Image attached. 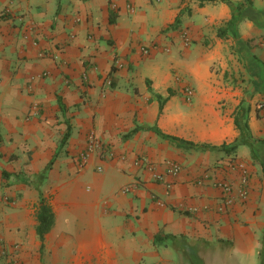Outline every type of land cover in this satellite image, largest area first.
<instances>
[{
	"label": "crops",
	"instance_id": "crops-1",
	"mask_svg": "<svg viewBox=\"0 0 264 264\" xmlns=\"http://www.w3.org/2000/svg\"><path fill=\"white\" fill-rule=\"evenodd\" d=\"M230 1L0 0V264H264V0Z\"/></svg>",
	"mask_w": 264,
	"mask_h": 264
},
{
	"label": "trees",
	"instance_id": "trees-1",
	"mask_svg": "<svg viewBox=\"0 0 264 264\" xmlns=\"http://www.w3.org/2000/svg\"><path fill=\"white\" fill-rule=\"evenodd\" d=\"M199 3H204V2H214V1H223L225 3L230 4V0H198ZM250 0H244L243 2H249ZM115 17V12L109 9L108 11V21L113 22ZM247 110L246 108H243L242 106L238 107L235 115H234V124L236 128L239 131V136L240 137H247L250 138V134L248 132V125H247ZM67 131L63 134L60 144H62L65 139L67 138ZM240 142L244 143L245 140H241ZM189 145H192V143H188ZM236 143H231L230 145L226 144H221L219 146H210V149L213 150H228V149H233L235 147ZM201 148H208V146H202ZM55 155V154H54ZM52 157L47 165L38 173L34 174L32 177V180L35 181V187L38 190V206H37V211H36V234L40 238V240L43 239L44 234L51 228L53 224V212L49 206V204L46 201L45 196L43 195L41 189H40V184L46 177V170L50 167L51 162L53 161ZM159 236V234H156V238Z\"/></svg>",
	"mask_w": 264,
	"mask_h": 264
},
{
	"label": "built area",
	"instance_id": "built-area-1",
	"mask_svg": "<svg viewBox=\"0 0 264 264\" xmlns=\"http://www.w3.org/2000/svg\"><path fill=\"white\" fill-rule=\"evenodd\" d=\"M141 51L145 53L147 52V49L145 47H142ZM181 93H182L184 100L190 101L194 95V89L189 83L183 82L181 84ZM99 145H100V141L95 137L93 133H90L88 135V140L86 142L84 149L79 153V156H78L80 158L81 163L85 164L87 162L90 152L94 148L98 147ZM138 162L141 165L144 164L148 167L151 166L150 161H148L144 156H140ZM163 166H164V172L170 175H174L180 170V164L174 160H165L163 162ZM231 168L238 171V175H239L238 197L244 198L247 194V181H248V176H249L248 170L244 165H241L240 163H232ZM153 177L155 179H159L160 175L153 174ZM218 183L220 187L222 188V191L224 192V197L227 200H230L231 199L230 198L231 197L230 196L231 194L230 184L226 181H221ZM123 190H127V187H125Z\"/></svg>",
	"mask_w": 264,
	"mask_h": 264
}]
</instances>
